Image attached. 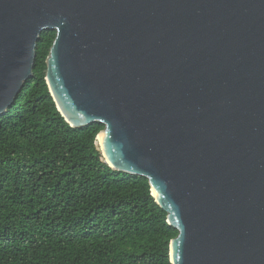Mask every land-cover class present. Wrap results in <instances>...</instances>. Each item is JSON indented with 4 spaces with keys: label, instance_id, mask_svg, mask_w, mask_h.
Instances as JSON below:
<instances>
[{
    "label": "water",
    "instance_id": "obj_1",
    "mask_svg": "<svg viewBox=\"0 0 264 264\" xmlns=\"http://www.w3.org/2000/svg\"><path fill=\"white\" fill-rule=\"evenodd\" d=\"M45 30L57 112L147 180L170 264H264V0H0V116Z\"/></svg>",
    "mask_w": 264,
    "mask_h": 264
},
{
    "label": "trees",
    "instance_id": "obj_2",
    "mask_svg": "<svg viewBox=\"0 0 264 264\" xmlns=\"http://www.w3.org/2000/svg\"><path fill=\"white\" fill-rule=\"evenodd\" d=\"M40 33L32 76L0 116V264H170L177 235L147 180L114 172L100 124L69 127L48 93Z\"/></svg>",
    "mask_w": 264,
    "mask_h": 264
}]
</instances>
